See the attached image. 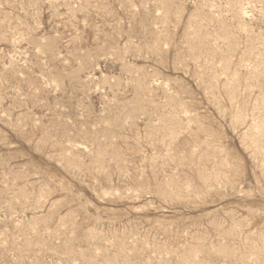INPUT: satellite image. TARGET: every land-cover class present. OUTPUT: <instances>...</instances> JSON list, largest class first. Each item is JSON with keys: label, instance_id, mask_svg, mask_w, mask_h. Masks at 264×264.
Listing matches in <instances>:
<instances>
[{"label": "rangeland", "instance_id": "rangeland-1", "mask_svg": "<svg viewBox=\"0 0 264 264\" xmlns=\"http://www.w3.org/2000/svg\"><path fill=\"white\" fill-rule=\"evenodd\" d=\"M0 264H264V0H0Z\"/></svg>", "mask_w": 264, "mask_h": 264}]
</instances>
